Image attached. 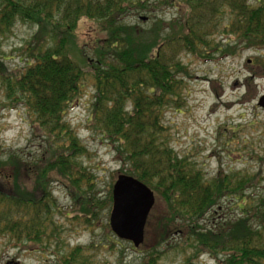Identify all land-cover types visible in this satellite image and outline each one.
Segmentation results:
<instances>
[{"label":"trees","instance_id":"trees-1","mask_svg":"<svg viewBox=\"0 0 264 264\" xmlns=\"http://www.w3.org/2000/svg\"><path fill=\"white\" fill-rule=\"evenodd\" d=\"M171 7L178 17L167 24L157 20L146 30L126 22L131 15ZM20 22L38 32L23 69L11 71L0 58V115L25 109L41 146L31 161L19 155L2 159L0 153V237H10L14 247L57 252L60 264H92L82 247L59 257L67 244L57 219L65 215L91 225L96 209L112 204L111 194L100 203L86 193L94 175L80 160L90 153L66 119L89 82L94 95L87 128L114 146L120 173L144 183L161 203L159 215L153 208L147 221L142 246L150 252L141 264H159L166 253L159 247L179 233L186 240L182 249L195 250L197 257L264 264V199L250 205L245 194L262 173L205 180L196 164L172 148L165 125L168 110L186 105V57L212 62L264 51V0H0V36ZM85 23L95 27L80 48L73 34ZM75 50L80 64L73 61ZM258 66L264 73V59ZM56 182L69 190L72 212L59 207ZM232 195L241 199L244 216L218 232L200 228L199 219Z\"/></svg>","mask_w":264,"mask_h":264},{"label":"rangeland","instance_id":"rangeland-1","mask_svg":"<svg viewBox=\"0 0 264 264\" xmlns=\"http://www.w3.org/2000/svg\"><path fill=\"white\" fill-rule=\"evenodd\" d=\"M155 1L151 0L152 3ZM177 17V11L172 7L157 8L155 12L143 11L131 15L126 22L149 30L157 20L167 24ZM94 27V24L85 23L73 34L80 48L87 41L85 34L89 31L87 34L91 35ZM37 32V26L20 22L12 28L11 33L0 36V58L9 70L25 67L28 47ZM77 53L75 50L71 55L73 61L80 64L82 60ZM262 59L264 51L253 50L238 57L212 62L186 57L184 62L191 72L183 91L186 105L178 111L168 110L165 115L168 128L166 135L172 148L179 156L189 158L196 164L202 170L205 180L239 172L250 175L262 173L259 184L246 189V196L252 200L250 205H255L260 198L264 199V109L259 105L260 99L264 97V73L258 66ZM93 95L92 83L88 82L81 101L70 109L66 119L90 153V156L80 160L87 171L94 175L93 184L86 188V193L101 203L112 195L117 178L125 174L120 173L122 164L116 160L114 146L103 140L95 129L87 128ZM40 146L41 142L33 134L30 116L25 109L4 110L1 113L2 159L19 155L31 161L40 153ZM53 191L61 210L64 213L72 212L74 201L69 190L62 183L56 182ZM241 203L238 195L225 196L199 219L198 225L203 230L218 232L227 223L236 222L244 216V211L239 208ZM112 205L106 210L96 209L97 218L91 225H83L67 219L65 215H58L57 219L65 230L62 237L67 244L66 251L60 249L59 257L76 247H82L85 250L88 248L83 252L92 264L143 263L150 252L147 246L136 249L130 242L110 234ZM160 205L156 199L154 214L159 213ZM252 215L253 212L249 217ZM251 224H256L255 217L251 219ZM111 235L113 243L110 241ZM182 237L181 233L175 234L168 243L159 247L160 252H166L159 264H218L221 256L218 259L209 254L197 257L195 250L186 247L182 249L186 241ZM11 243L10 237H0V264H60L57 252L53 254L31 246L14 247ZM54 246L51 250L56 251L59 246Z\"/></svg>","mask_w":264,"mask_h":264},{"label":"water","instance_id":"water-1","mask_svg":"<svg viewBox=\"0 0 264 264\" xmlns=\"http://www.w3.org/2000/svg\"><path fill=\"white\" fill-rule=\"evenodd\" d=\"M259 105L264 109V97L260 99ZM112 196V232L118 239L132 243L135 248L141 247L145 240L147 221L156 203L154 192L136 178L120 175L113 186Z\"/></svg>","mask_w":264,"mask_h":264}]
</instances>
